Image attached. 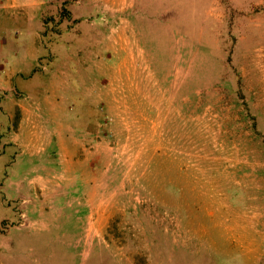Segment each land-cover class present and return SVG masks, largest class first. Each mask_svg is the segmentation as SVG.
Returning a JSON list of instances; mask_svg holds the SVG:
<instances>
[{"label":"rangeland","instance_id":"374dc122","mask_svg":"<svg viewBox=\"0 0 264 264\" xmlns=\"http://www.w3.org/2000/svg\"><path fill=\"white\" fill-rule=\"evenodd\" d=\"M7 3L0 264H264V0Z\"/></svg>","mask_w":264,"mask_h":264},{"label":"crops","instance_id":"0c3cea01","mask_svg":"<svg viewBox=\"0 0 264 264\" xmlns=\"http://www.w3.org/2000/svg\"><path fill=\"white\" fill-rule=\"evenodd\" d=\"M5 2H4V0H0V9H6V8L12 6L11 5L12 3H9L8 4L7 3V0H5ZM51 104H52V102H51ZM58 138H59V140L62 139L60 137H58ZM63 139H64V137H63ZM72 139L73 138L70 136V140H72ZM23 157H25V155L23 153H18L16 155V157H15V160H13L11 162V166L14 167V166L20 164L21 163V160H23ZM249 203L250 204L251 203L253 204L254 202L252 200H248L246 204H249ZM246 210H247L246 213H243V215L240 218H238L237 220H235L232 223V229L235 226V230H233V231L238 236V239L236 241L237 242V245L240 244L245 238H248V240L245 242V244L243 246H237V247H259L260 242L257 244V242H256L255 239L257 237H262V234H264V230H260L258 228L259 225L261 226V221L262 220H260V219L259 220H257V219L255 220V218L252 217V213L250 212V209H247L246 208ZM255 210L257 212L259 210H261V213H262V211L264 210V208L262 207V208H258V209H255ZM243 211H245V209ZM72 220H73V217H72ZM45 230L46 231L49 230L48 227H45ZM245 232H247V233L245 234ZM59 235H60L59 236V241H60L61 244L63 242H66L64 240V238H66V237H72V239H71L72 241L70 242V244L73 245V234H71L72 235L71 236L70 233L64 232V233L59 234ZM248 236H250V238ZM2 248H3V251H5L6 255L10 258L9 262L6 261L3 264H13L11 262H12V259L14 258V256H16L15 255V250L17 249V247H2ZM29 249H31L32 251H29ZM27 252L28 253L30 252L28 255L30 256L31 259H28V261L25 264H46L45 262H43L40 259V257L38 255H34V253L37 252V250L34 249L33 247H28ZM35 258H37V259H35ZM16 264H19V262L16 263Z\"/></svg>","mask_w":264,"mask_h":264}]
</instances>
